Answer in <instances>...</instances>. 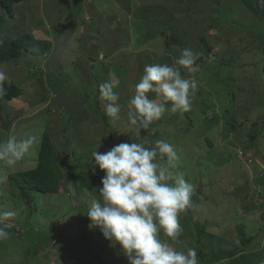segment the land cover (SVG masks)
<instances>
[{
	"label": "rangeland",
	"instance_id": "374dc122",
	"mask_svg": "<svg viewBox=\"0 0 264 264\" xmlns=\"http://www.w3.org/2000/svg\"><path fill=\"white\" fill-rule=\"evenodd\" d=\"M42 1L46 2L42 7L38 0L14 4L11 15L6 9H0V40L17 39L31 32L35 25L37 34L42 35L41 30H45L47 34L52 32V41L56 39L53 45L56 58L45 56L48 73L41 80V87L51 90V100L44 103L45 92L35 86L26 89L27 97L42 96L33 107L19 104V100L18 104L2 102L0 106V114L7 121L0 122V140L7 139L10 132L18 139L36 137L34 147L14 168L5 170L7 179L0 182V211L17 212L11 220L9 238L0 240V264H94L99 252L105 264H129L118 244L106 240L99 228L89 227L87 210L93 199H100V187L95 186L92 192L88 190L87 178L85 184L75 181L87 177L88 171L91 174L80 163L96 166L93 151L107 152L120 143L138 142L152 147L157 139L176 147L180 157L177 170L194 186L191 214L185 211L179 217L183 228L179 240L172 241L162 232L161 239L177 251L195 248L199 255L198 238L205 246L217 239L240 243L239 227H243L246 237H254L256 244L259 241L257 250L261 252L264 216L257 210L247 209L254 202L261 205L264 197V17L257 19L246 0H140L141 6L144 5L132 20L135 23L133 39H141L145 44L156 41L153 43L157 47L148 44L147 50L132 54L124 44L126 38L109 45L106 40L115 36L97 31L101 22L109 23L119 14L114 9L117 0L90 1L95 7L104 1L113 6L109 18L92 12L93 18L86 22V27L91 28L85 34L84 45H81L83 39L78 42V37L84 36L77 33L59 44L58 34L62 39L70 26L65 32L54 26V30L47 32L51 28L47 25L50 19L71 24L83 16L85 4L79 0L70 5L67 0ZM120 2L127 4L129 0ZM167 36L173 41L170 47L166 45ZM42 39L47 37L42 35ZM80 45L81 51L76 53L74 49ZM184 48L199 53L198 72L181 70L185 78H194L197 83L191 107L173 112L169 104L160 120L137 134L127 118L134 85L144 74L145 65H173ZM98 52H101L100 60L95 59ZM102 54L108 58L104 60ZM88 55L93 61L91 66H88ZM113 60L120 70L118 79L113 77L121 112L119 120L111 122L108 117L107 124L103 110L95 102L104 104L96 80L104 71L99 64L105 63L108 67ZM31 61L23 57L0 66L9 84H20L22 72L30 77L35 75ZM89 71L90 81L86 83L83 78ZM149 98L156 99V96L150 93ZM18 108L23 112L16 113ZM71 124L79 125L71 127ZM45 132L51 135L68 181L64 182L62 194L33 192L31 202H27L11 186L10 177L36 168ZM200 227H204L209 237H198ZM84 234L93 236L86 241L88 246L82 242Z\"/></svg>",
	"mask_w": 264,
	"mask_h": 264
},
{
	"label": "clouds",
	"instance_id": "9594fccd",
	"mask_svg": "<svg viewBox=\"0 0 264 264\" xmlns=\"http://www.w3.org/2000/svg\"><path fill=\"white\" fill-rule=\"evenodd\" d=\"M198 58L199 53L184 48L173 65H145L128 102V123L137 134L160 120L168 111L167 105L173 112L191 107L197 83L194 78H185L181 70L198 72ZM8 79L0 69V95ZM98 90L105 115L111 122L119 120L121 107L113 83L102 82ZM150 93L156 99H150ZM35 142V136L18 139L14 132L0 140V182L7 179L5 170L22 161ZM92 159L105 175L98 189L100 199H93L87 210L90 228H99L106 240L118 244L129 264H199L195 248L177 251L160 236L162 232L178 241L183 232L179 217L193 206L194 186L177 170L180 157L173 144L160 139L152 147L120 143L107 152L93 151ZM16 215L12 209L0 211V240L9 238L8 229Z\"/></svg>",
	"mask_w": 264,
	"mask_h": 264
},
{
	"label": "trees",
	"instance_id": "16d2710c",
	"mask_svg": "<svg viewBox=\"0 0 264 264\" xmlns=\"http://www.w3.org/2000/svg\"><path fill=\"white\" fill-rule=\"evenodd\" d=\"M23 1L24 0H0V9H6L9 15H11L14 4ZM245 3L257 19L264 17V0H246ZM180 7L184 8L185 6L180 5ZM1 25L2 23L0 20V27ZM165 33H167V31H165ZM165 33L163 32V36ZM167 37L166 45L167 47H170L173 45V41L169 36ZM201 41L205 42L204 39H201ZM53 45L54 44L49 41L37 40L30 34H24L14 40H0V66L6 63L18 62L23 57L27 58V60H32L36 56H44L46 53L52 51L51 49L53 48ZM210 49L211 48L208 47V50ZM207 52L209 53V51ZM4 89V94L0 95V103L11 101L22 95L20 87L14 84L11 85L6 81L4 83ZM96 103H98V101ZM102 114L105 122L108 124V117L104 113ZM2 121L7 122L0 114V122ZM80 123L81 121L79 124ZM69 126L76 127L78 124H71ZM233 129L235 130V127ZM257 135H259V132ZM110 139L112 140V138ZM113 141H116V139ZM79 166H85L90 169L91 174L88 171L86 173L87 177H82L80 179L77 178L75 182L85 184L87 178L89 180V183L87 184L88 190L92 192L95 189V186L102 187L101 179L105 175L104 172H102L98 167L96 168L95 165H89L87 163H80ZM96 173L99 175V178ZM67 176L66 172H64L61 168L59 154L54 148L50 133L45 132L42 137L36 168L11 176L10 184L13 188L20 191L21 196L27 202H31L30 197L33 192H40L44 194H62L64 182L68 181V179L66 180ZM65 187L67 188V186ZM262 201L261 205H258V202H254L247 210H257L262 216H264V197H262ZM186 212L191 214L189 208ZM198 231V237H201L202 235L209 237L206 234L204 227H200ZM239 232L241 235L240 243L225 242L221 239H217L215 241H211L208 246H205V244L199 242L201 239L198 238L199 264H261L264 261V249L261 252L257 250L259 241L256 244V242H254V237H246L243 227H239ZM83 236L85 239H82V242L85 243V245H87L86 241L89 242V239L93 237L91 235L88 237L86 234ZM94 258V264H105L104 261H102L100 252L97 253Z\"/></svg>",
	"mask_w": 264,
	"mask_h": 264
},
{
	"label": "crops",
	"instance_id": "0c3cea01",
	"mask_svg": "<svg viewBox=\"0 0 264 264\" xmlns=\"http://www.w3.org/2000/svg\"><path fill=\"white\" fill-rule=\"evenodd\" d=\"M25 1H27V0H24L23 2H25ZM67 1H68V4L70 5V4L73 3L74 0H67ZM79 1L82 2L83 4H85V7H82V13H83L82 15L83 16L80 15V17L75 19L69 25H67V24L64 25L61 22H56V21L54 22L52 19H50L52 24H51V22L48 23L47 28H49V27H51V28L50 29L46 28L47 32H51L52 30H54V29H52L53 26L56 29L59 28V30H61L62 32H65L66 28L70 26L69 29H67L68 30V34H66V36L63 39H65V40L69 39V38L71 39L72 35H75V33H77V34H81L82 36H84V37H78V42H80L81 39H83L82 42H81V45L86 44L87 43V39L85 38V34L87 33V31H90V28H91V27H88V26L86 27V22L87 21H91L90 18H93L94 15L92 14V12L94 11V13H100L101 16L109 18L108 15H110L109 12H110V10L112 11V6L113 5H108L104 1V3H100L99 6L95 7V6L91 5V4H89V3H91L90 2L91 0H79ZM38 2H40V7L44 6V3L46 4V2L42 1V0H38ZM117 2H118V5L114 6V9L116 11H119V14L117 16L113 17V20H110L109 23H102L101 22V25L98 26L97 31L99 32V34L110 33V34H113V36H115V37H112V38L106 40V43H109V45H112L111 42H113L115 40L116 41H119V40H123L124 41V39L126 38L124 44L127 46L128 52H131L132 54L133 53H137L139 51L147 50L148 48L146 46L148 44L151 45L153 42H156V41L147 42L148 44H145V41L142 42L141 39H139V40H136V38L133 39V32H132V30L134 31V26H135V23L132 22V20L133 19L135 20L134 16L135 15L137 16V13H138L139 9L143 8L142 6L144 4L141 6L140 0H129V2L127 4L120 2V0H117ZM20 3H22V2H20ZM17 4H19V3H17ZM26 5H28V4H26ZM29 7H30V5H29ZM32 7H34V6L32 5ZM67 9H70V6H68ZM64 15H65V13H63V15H61L62 18L64 17ZM144 16H145V14H144ZM34 27H37V26L35 25L32 28L30 27L31 28V32H29L28 34L32 35L37 40L49 41V42H52L53 44H56V39H54L52 41V39H53L52 32H51V34H47L45 30H41L40 33L43 36L47 37L46 40H43L42 39V35L37 34L36 33L37 29H34ZM77 27L79 28V30H76ZM157 35L159 36V33ZM58 37H59V34H58ZM63 39H61V37H59V40H60L59 44L66 42V41H63ZM127 39H129V42H127ZM54 41H55V43H54ZM136 41H137V44H135ZM162 43H163V46H164L165 43H164L163 38H162ZM81 45H80V47L78 46L79 48H77V50L74 49L76 53L81 51ZM132 45H133V48H132ZM158 45H159V41H158ZM143 46H145L146 48H144ZM152 46H154V48L157 47L156 44H154V43L152 44ZM136 47H138L139 49L135 50L134 48H136ZM51 50L52 51H50V53H46L44 56H36L33 59V61H31L34 69H36L35 75L33 77H30L29 74L22 72V74H20V77H21L20 78V80H21L20 84L17 85L16 83L15 84L13 83L14 85H16V86L21 88L22 95L19 98H16V99L12 100L11 102H5V103L14 104L13 102L17 103V101L19 100L18 101V102H20L19 104L28 105L29 108L33 107L35 105V102H38V99L41 100L40 97H42V96L40 94H38L37 96L34 94L33 95L34 97H27L26 89L27 88H31V87H35V86H37L39 88V90H42V91L45 92V96L42 97L43 100H44V103L50 99L49 94H50L51 90L50 89H46L44 87H41V80L43 79V76L46 77L47 73H48V71L45 70V68L47 66V64H45V63L48 61V59L45 58V56L47 54H49V56L52 59L56 58V50H54V48H52ZM102 55H103V59L104 60H106L108 58V56H106L105 54H102ZM100 56H101V52H98V54L96 55L95 59L96 60H100ZM87 57H88V66H91L92 63H93V61L91 60V55H88ZM63 58H66V57L63 56ZM109 58H112L111 54H109ZM70 61H72V60H69V62ZM114 64H116V62H114V60H113L112 64H109L108 67L105 66V63L99 64L100 69L102 67V69L104 71L101 72L102 76L97 77L96 82L98 83V85L100 83H102V82H105V81H110L114 85L115 78L118 79L117 77H118V74L120 73V70L118 69L117 65H114ZM118 64H119V66H121L120 63H118ZM93 66H94V64H93ZM60 70L64 71V68H60ZM64 74H65V72H64ZM89 75H91L90 71L88 72V75H86V77L83 78L84 81L86 80V83H88L90 81L88 79ZM39 80H40V83H37ZM79 80H81V79H79ZM6 82L9 83V81H6ZM115 83L117 84V82H115ZM87 98H89V96H87ZM28 101H32L31 104H29ZM95 102H97V100ZM97 104L99 105V107H101V109L103 110V113H104L103 105L99 101H98ZM0 106L2 107V102L0 103ZM21 108H23V107L21 106ZM21 108H18V110H15V112L16 113L23 112V109H21ZM1 111L2 110H0V112ZM82 122L80 124H82ZM11 226H12V223H11Z\"/></svg>",
	"mask_w": 264,
	"mask_h": 264
},
{
	"label": "water",
	"instance_id": "95a60500",
	"mask_svg": "<svg viewBox=\"0 0 264 264\" xmlns=\"http://www.w3.org/2000/svg\"><path fill=\"white\" fill-rule=\"evenodd\" d=\"M201 190H202V185L200 186V189H199V195L202 194Z\"/></svg>",
	"mask_w": 264,
	"mask_h": 264
}]
</instances>
